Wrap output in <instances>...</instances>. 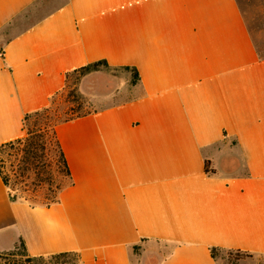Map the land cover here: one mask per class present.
<instances>
[{"label":"crops","instance_id":"1","mask_svg":"<svg viewBox=\"0 0 264 264\" xmlns=\"http://www.w3.org/2000/svg\"><path fill=\"white\" fill-rule=\"evenodd\" d=\"M101 59L137 68L133 96L56 126L72 177L58 202L12 201L0 175V252L264 261V58L238 0H0V144Z\"/></svg>","mask_w":264,"mask_h":264},{"label":"trees","instance_id":"2","mask_svg":"<svg viewBox=\"0 0 264 264\" xmlns=\"http://www.w3.org/2000/svg\"><path fill=\"white\" fill-rule=\"evenodd\" d=\"M238 2L247 22V27L252 35V28L249 24L248 17L246 16V11L241 4V0H238ZM258 6L264 13V0H259ZM255 45L259 55L264 58L263 50L256 42ZM101 66L131 72L132 85L140 80V75L136 67L129 65L111 66L105 59L93 61L67 73L65 86L62 90L51 97L50 103L39 110L26 114L24 121V129L26 131L25 136L0 144V154L8 153L13 158L10 163L13 172L11 174L13 180L11 175L5 172L3 169V162L1 163L0 161V175L8 188L9 197L12 201L25 199L32 206H50L59 201L62 190L72 183L71 171L61 144L57 138L56 126L62 122L87 115L91 112H83L80 107H73L69 110L59 112L58 99L60 96L69 98V96L74 93V88H70L68 84V80L72 74L78 72L86 74L92 71H97ZM31 116L35 117L37 120V128L35 129L29 128L26 125L27 119ZM48 144H51L54 147L51 148L56 152V156L50 160V162L44 160ZM206 164L208 168L209 162L207 161ZM20 247L23 249L28 261L33 264L40 263L45 257L29 255L22 240L14 249ZM221 250L225 249L219 247L211 248L212 256L217 258V253ZM225 251L250 254L240 250ZM11 254H15V250L11 252ZM71 254L78 255L74 252H62L50 256L53 258H59ZM8 255L7 252H0V264H11L9 261H6Z\"/></svg>","mask_w":264,"mask_h":264},{"label":"rangeland","instance_id":"3","mask_svg":"<svg viewBox=\"0 0 264 264\" xmlns=\"http://www.w3.org/2000/svg\"><path fill=\"white\" fill-rule=\"evenodd\" d=\"M241 4L246 11V16L252 28L253 39L264 52V13L258 6L259 0H241ZM131 78L132 75L129 71L111 69L104 66H101L97 71L86 74L74 73L68 80L70 88H74V93L69 98H65V96L59 97L58 111L63 112L73 107H80L83 112H94L108 105L131 98L133 96ZM36 121L35 117H29L26 122L27 127L37 128ZM51 147L54 148L51 144H48L45 151L44 160L46 162H50L56 156V152ZM11 160L13 158L8 153L0 154L3 169L10 175L13 173L10 166ZM11 178L13 180L12 175ZM14 250L15 254H11ZM13 251L7 252L9 255L6 261L11 264H33L28 261L21 247L13 249ZM217 259L220 264H264V261H259V258L251 254L225 250L217 253ZM38 264H81V262L76 254L59 258H53L48 255Z\"/></svg>","mask_w":264,"mask_h":264}]
</instances>
